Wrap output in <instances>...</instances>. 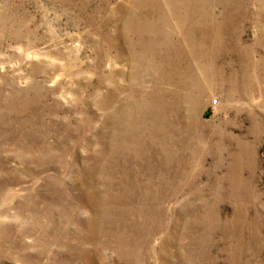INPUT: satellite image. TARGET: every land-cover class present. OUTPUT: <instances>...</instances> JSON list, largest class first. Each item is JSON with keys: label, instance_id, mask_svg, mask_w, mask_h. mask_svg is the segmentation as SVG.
<instances>
[{"label": "rangeland", "instance_id": "obj_1", "mask_svg": "<svg viewBox=\"0 0 264 264\" xmlns=\"http://www.w3.org/2000/svg\"><path fill=\"white\" fill-rule=\"evenodd\" d=\"M0 264H264V0H0Z\"/></svg>", "mask_w": 264, "mask_h": 264}, {"label": "bare ground", "instance_id": "obj_2", "mask_svg": "<svg viewBox=\"0 0 264 264\" xmlns=\"http://www.w3.org/2000/svg\"><path fill=\"white\" fill-rule=\"evenodd\" d=\"M153 33V32H152ZM213 102H215V99L213 100ZM216 104L218 103V100L216 99V102H215Z\"/></svg>", "mask_w": 264, "mask_h": 264}, {"label": "built area", "instance_id": "obj_3", "mask_svg": "<svg viewBox=\"0 0 264 264\" xmlns=\"http://www.w3.org/2000/svg\"><path fill=\"white\" fill-rule=\"evenodd\" d=\"M215 102H216V99H215ZM215 102H214V103H215ZM215 104H216V103H215Z\"/></svg>", "mask_w": 264, "mask_h": 264}]
</instances>
